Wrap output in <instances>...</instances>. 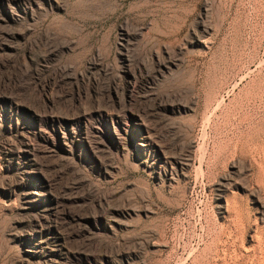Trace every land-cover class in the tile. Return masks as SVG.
<instances>
[{
  "label": "rangeland",
  "instance_id": "rangeland-1",
  "mask_svg": "<svg viewBox=\"0 0 264 264\" xmlns=\"http://www.w3.org/2000/svg\"><path fill=\"white\" fill-rule=\"evenodd\" d=\"M0 264H264V0H0Z\"/></svg>",
  "mask_w": 264,
  "mask_h": 264
}]
</instances>
